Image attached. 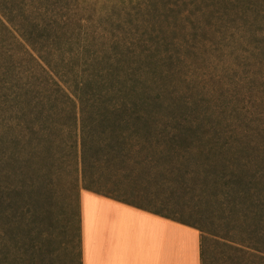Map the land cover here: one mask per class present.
<instances>
[{
	"label": "trees",
	"instance_id": "16d2710c",
	"mask_svg": "<svg viewBox=\"0 0 264 264\" xmlns=\"http://www.w3.org/2000/svg\"><path fill=\"white\" fill-rule=\"evenodd\" d=\"M73 2L0 0V220L11 199L5 190L32 182L39 151L51 164L72 157L77 187L92 191L87 168L138 136L157 151L174 152L173 161L182 153L185 168L199 167L200 174L192 170L180 181L199 189L207 204L217 202L241 227L264 224L260 131L237 132L196 115L199 98L181 95L175 82L181 76L189 92L195 89L182 70L189 67L185 53L199 57L198 38L207 47L202 19L229 32L227 19L238 17L232 22L247 26L253 53L264 55V0H133L126 25L97 34L87 19L75 18L84 1ZM133 17L150 31H131ZM191 36L194 45L187 43ZM6 262L0 244V264Z\"/></svg>",
	"mask_w": 264,
	"mask_h": 264
},
{
	"label": "rangeland",
	"instance_id": "374dc122",
	"mask_svg": "<svg viewBox=\"0 0 264 264\" xmlns=\"http://www.w3.org/2000/svg\"><path fill=\"white\" fill-rule=\"evenodd\" d=\"M83 1L75 18L87 19L90 24L94 19V28L86 25L96 34V29L103 31L101 27L116 29L120 23L130 21L133 0ZM109 13L112 16L108 19ZM133 18L131 31H150V25L144 29L142 21ZM237 18H226L229 32H225L224 24L211 26L202 19L207 47L202 44L205 38H198L199 57L185 53L189 67L182 70L186 71L184 77L187 74L193 80L195 89L189 92L181 76L175 82L181 95L199 98L202 106L196 115L216 119L233 131H260L262 141L264 55L253 53L251 34L244 30L247 26L240 20L232 22ZM110 19L114 23H109ZM189 28L188 33L193 35ZM125 30L128 32V28ZM188 40L189 45L196 43L192 36ZM137 137L117 148H124L123 152L118 150L97 167L87 168V188L197 227L201 230L202 264H264V224L248 220L244 227L239 226L217 202L209 205L199 189L193 192L181 184V176L188 177L192 170L198 173L199 167L185 168L182 153H177L173 161L174 152L157 151L143 142L145 138ZM71 159L65 165L55 161L51 164L39 151L34 162L37 175H32V182L17 190L11 185L14 193L5 190V196H11L4 207L5 217L0 220V244L7 252L6 264H81V193L85 189L81 182L79 187L76 185Z\"/></svg>",
	"mask_w": 264,
	"mask_h": 264
},
{
	"label": "crops",
	"instance_id": "0c3cea01",
	"mask_svg": "<svg viewBox=\"0 0 264 264\" xmlns=\"http://www.w3.org/2000/svg\"><path fill=\"white\" fill-rule=\"evenodd\" d=\"M81 264H202L201 233L138 204L81 193Z\"/></svg>",
	"mask_w": 264,
	"mask_h": 264
}]
</instances>
